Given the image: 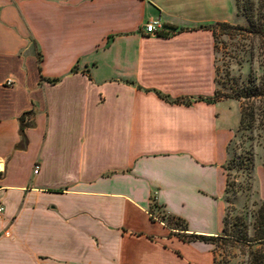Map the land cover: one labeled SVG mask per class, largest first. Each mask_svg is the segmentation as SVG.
<instances>
[{"label": "crops", "instance_id": "1", "mask_svg": "<svg viewBox=\"0 0 264 264\" xmlns=\"http://www.w3.org/2000/svg\"><path fill=\"white\" fill-rule=\"evenodd\" d=\"M235 14V0H0V264H213V245L181 236L223 229L237 113L205 101L200 27ZM253 188L264 202L262 164Z\"/></svg>", "mask_w": 264, "mask_h": 264}, {"label": "trees", "instance_id": "2", "mask_svg": "<svg viewBox=\"0 0 264 264\" xmlns=\"http://www.w3.org/2000/svg\"><path fill=\"white\" fill-rule=\"evenodd\" d=\"M237 14L245 19V24H230L226 22L201 26V29L212 33L214 39V51L216 40L223 36L231 46L230 58L238 65H246L248 68L245 80L232 79L230 94L226 97L240 104V129L258 132L257 137L264 144V0H235ZM180 31H183L182 29ZM164 35V34H163ZM224 46L227 43L221 42ZM216 81V80H215ZM214 93L206 98L208 103L218 102ZM246 168L253 169L251 159H248ZM170 221V220H169ZM176 223H180L176 221ZM235 224V228L226 229V220L223 221L222 233L216 237L194 236L182 237L185 240H198L213 245V264H218L215 251L217 242L232 246L234 243L244 244L249 248L259 245L260 249L254 251L252 264H264V202H261L256 218L252 224L253 233L249 235L246 225L241 227Z\"/></svg>", "mask_w": 264, "mask_h": 264}, {"label": "rangeland", "instance_id": "3", "mask_svg": "<svg viewBox=\"0 0 264 264\" xmlns=\"http://www.w3.org/2000/svg\"><path fill=\"white\" fill-rule=\"evenodd\" d=\"M253 1L257 5V0ZM245 23V19L241 15L235 14L230 24L243 25ZM222 41L226 42L227 46H224ZM216 43V51L213 48L214 93L217 92L216 95L220 102L230 103L237 113L236 129L228 146L229 159L224 167L226 214L223 221L226 220L228 231L234 229L235 224L239 225L238 228H240L243 222L244 225L248 226V233L251 235L253 233L252 224L261 206V202L254 197L253 169L261 164L264 165V144L263 140L257 137L258 132L240 129V104L235 100L226 98L230 94V86L233 85L232 79L245 80L248 68L244 64L238 65L235 60L230 58L231 46L225 37L218 36ZM248 159H251L253 169L246 168ZM154 214L157 219L162 217L160 213L156 214L155 212ZM164 222H167V226L171 228L183 229V226L174 220ZM257 249H260L259 245H253L249 248L244 244L234 243L229 246L217 242L215 255L218 264H252L251 259Z\"/></svg>", "mask_w": 264, "mask_h": 264}, {"label": "built area", "instance_id": "4", "mask_svg": "<svg viewBox=\"0 0 264 264\" xmlns=\"http://www.w3.org/2000/svg\"><path fill=\"white\" fill-rule=\"evenodd\" d=\"M157 28H161V23L159 21H154L146 25L145 31L147 34H154L157 33ZM8 85H11V82H9ZM38 169L39 168L35 170V173H38ZM3 211L4 208L0 206V214L3 213Z\"/></svg>", "mask_w": 264, "mask_h": 264}, {"label": "bare ground", "instance_id": "5", "mask_svg": "<svg viewBox=\"0 0 264 264\" xmlns=\"http://www.w3.org/2000/svg\"><path fill=\"white\" fill-rule=\"evenodd\" d=\"M0 169H2V166H0Z\"/></svg>", "mask_w": 264, "mask_h": 264}]
</instances>
